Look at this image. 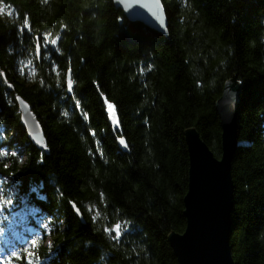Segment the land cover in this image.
<instances>
[{
	"label": "trees",
	"instance_id": "trees-1",
	"mask_svg": "<svg viewBox=\"0 0 264 264\" xmlns=\"http://www.w3.org/2000/svg\"><path fill=\"white\" fill-rule=\"evenodd\" d=\"M162 3L166 36L112 0H0V210L12 216L8 200L22 212V237L0 238L12 264H178L168 237L186 226L184 132L221 157L215 104L233 79L231 254L264 264V0ZM15 95L45 152L28 140Z\"/></svg>",
	"mask_w": 264,
	"mask_h": 264
},
{
	"label": "water",
	"instance_id": "water-1",
	"mask_svg": "<svg viewBox=\"0 0 264 264\" xmlns=\"http://www.w3.org/2000/svg\"><path fill=\"white\" fill-rule=\"evenodd\" d=\"M130 22H139L149 29L168 34L167 18L162 0H112ZM40 58L41 48L36 46ZM66 88L72 94L71 71L66 74ZM12 87L9 86V89ZM241 85L234 79L225 83L215 110L221 127V157L216 158L194 129L184 132L189 169L188 187L183 198L186 226L182 233H172L168 242L178 264H235L231 254V214L234 207V187L231 177L233 157L240 145L237 138V112ZM21 124L28 140L46 151L43 129L28 103L15 95ZM113 131L119 130L117 118L109 119ZM127 150L123 139H118ZM80 220V210L73 204Z\"/></svg>",
	"mask_w": 264,
	"mask_h": 264
},
{
	"label": "rangeland",
	"instance_id": "rangeland-1",
	"mask_svg": "<svg viewBox=\"0 0 264 264\" xmlns=\"http://www.w3.org/2000/svg\"><path fill=\"white\" fill-rule=\"evenodd\" d=\"M9 180H4V184H8ZM9 186V185H8ZM13 186H9L4 190H7L12 197H15L16 192L12 188ZM21 203H23L25 200L24 198L20 199ZM12 209V216H9V219H6L3 212L4 210H0V238L6 241V238L8 236H13L17 239H20L22 236L18 233L17 228L19 225V219L21 220L22 212L20 210L16 209V206H13V204L8 205V210ZM8 213V212H5ZM18 220V221H17ZM48 228V226H47ZM30 233L33 231L31 229H28ZM35 236H38V232L35 233ZM46 243V242H45ZM32 256V255H30ZM0 264H12L10 261V256H6L3 254V252L0 251Z\"/></svg>",
	"mask_w": 264,
	"mask_h": 264
},
{
	"label": "bare ground",
	"instance_id": "bare-ground-1",
	"mask_svg": "<svg viewBox=\"0 0 264 264\" xmlns=\"http://www.w3.org/2000/svg\"><path fill=\"white\" fill-rule=\"evenodd\" d=\"M17 105V104H16ZM35 192H36V195L38 196V197H44V195L38 190V189H35ZM33 228H37V223H33L32 225H31Z\"/></svg>",
	"mask_w": 264,
	"mask_h": 264
},
{
	"label": "snow or ice",
	"instance_id": "snow-or-ice-1",
	"mask_svg": "<svg viewBox=\"0 0 264 264\" xmlns=\"http://www.w3.org/2000/svg\"><path fill=\"white\" fill-rule=\"evenodd\" d=\"M28 27H30V22L29 21H28V24L25 26V30H27ZM72 90H74V85H72ZM13 155H15V153H13ZM5 202L7 204L11 203V201H8V200H6ZM33 244H35V241L33 242Z\"/></svg>",
	"mask_w": 264,
	"mask_h": 264
}]
</instances>
